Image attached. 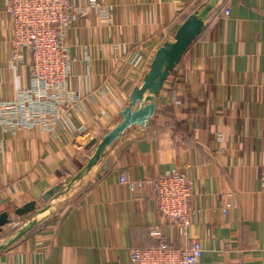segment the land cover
I'll return each instance as SVG.
<instances>
[{
    "label": "crops",
    "instance_id": "1",
    "mask_svg": "<svg viewBox=\"0 0 264 264\" xmlns=\"http://www.w3.org/2000/svg\"><path fill=\"white\" fill-rule=\"evenodd\" d=\"M8 1L0 0V104L32 84L28 52L24 62L14 59ZM72 4L77 15L66 42L74 105L52 132L0 123V213L36 220L0 251V264H132L130 248L153 245L156 223L173 244L200 240L198 264H264V0ZM207 4L206 26L165 81L150 122L128 129L42 211L50 192L86 166L97 146L91 141L122 120L158 48ZM173 167L194 181L186 239L162 216L152 187L136 185ZM30 201L36 208L24 221L16 210Z\"/></svg>",
    "mask_w": 264,
    "mask_h": 264
},
{
    "label": "built area",
    "instance_id": "2",
    "mask_svg": "<svg viewBox=\"0 0 264 264\" xmlns=\"http://www.w3.org/2000/svg\"><path fill=\"white\" fill-rule=\"evenodd\" d=\"M97 3L98 0H90V5ZM6 9L14 59L24 62L22 53L28 52L32 84L14 99L0 104V123L10 131L22 128L55 131L62 116L78 98L69 88L74 58L66 42V33L73 25L77 8L72 0H9ZM121 180L125 183L128 178L123 174ZM129 183L132 187L135 185ZM145 184L152 187L162 216L176 228L180 238L186 239L196 211L193 178L186 171L173 167L165 174L141 178L136 183L138 186ZM150 237L153 245L130 248L132 264H198L204 254L198 239L188 244L171 243L160 223L150 228Z\"/></svg>",
    "mask_w": 264,
    "mask_h": 264
},
{
    "label": "water",
    "instance_id": "3",
    "mask_svg": "<svg viewBox=\"0 0 264 264\" xmlns=\"http://www.w3.org/2000/svg\"><path fill=\"white\" fill-rule=\"evenodd\" d=\"M212 4H207L202 9H196L188 15L177 29L174 40L166 41L158 48L150 64L148 72L144 76V83L135 86L130 95L127 105L120 111L122 120L117 125L102 136L101 141L94 138L89 146L96 144L94 153L87 158L86 166L75 176L70 184L60 189L54 188L48 205L42 210L45 211L51 207V204L62 193H65L74 181L84 176L90 169L95 166L101 159L104 151L112 145L115 140L121 137L128 129L133 126H146L156 111V97L160 94L165 81L168 79L173 70L181 62L185 52L203 32L206 26V15L212 8ZM146 92L148 94L146 95ZM49 198V195H47ZM36 208V201H30L24 206L17 208L16 213L20 216L33 211ZM12 218L8 211L0 213V231L7 224H10ZM36 220H30L25 226L18 230L16 234L0 244V251L10 246L14 241L24 235L34 224Z\"/></svg>",
    "mask_w": 264,
    "mask_h": 264
},
{
    "label": "rangeland",
    "instance_id": "4",
    "mask_svg": "<svg viewBox=\"0 0 264 264\" xmlns=\"http://www.w3.org/2000/svg\"><path fill=\"white\" fill-rule=\"evenodd\" d=\"M30 129H32V128H30ZM22 220H24L25 221V219H24V217L22 216V218H21ZM16 220H12L11 221V223H10V225L9 226H12V228L8 231V229L6 230V231H4V229L6 228V227H4V229L1 231L2 233H1V235H0V237L1 238H5V239H7V238H9L10 236H11V234L12 235H14V234H16L15 232H16V230L17 229H19V228H21L24 224H25V222H24V224H22V222L21 221H16ZM8 227V226H7ZM4 231V232H3ZM10 232V233H9ZM12 232V233H11ZM4 241V240H3ZM2 241V242H3ZM1 242V243H2Z\"/></svg>",
    "mask_w": 264,
    "mask_h": 264
},
{
    "label": "trees",
    "instance_id": "5",
    "mask_svg": "<svg viewBox=\"0 0 264 264\" xmlns=\"http://www.w3.org/2000/svg\"><path fill=\"white\" fill-rule=\"evenodd\" d=\"M189 14L185 15L184 18H183V21L188 17Z\"/></svg>",
    "mask_w": 264,
    "mask_h": 264
}]
</instances>
